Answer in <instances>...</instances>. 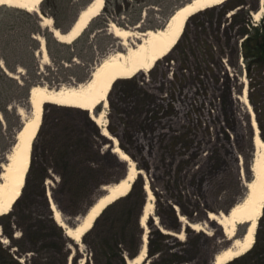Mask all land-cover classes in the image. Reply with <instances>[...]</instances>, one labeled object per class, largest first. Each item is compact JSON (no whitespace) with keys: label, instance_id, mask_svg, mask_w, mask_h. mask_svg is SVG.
I'll return each instance as SVG.
<instances>
[{"label":"rangeland","instance_id":"374dc122","mask_svg":"<svg viewBox=\"0 0 264 264\" xmlns=\"http://www.w3.org/2000/svg\"><path fill=\"white\" fill-rule=\"evenodd\" d=\"M88 1L43 0L39 13L0 6V70L13 77L9 80L0 72V107L11 108L7 123L13 128L18 124L14 110L21 108L24 115L30 112L27 88L21 86L39 83L59 88L87 80L102 58L139 42L134 35H139L143 27H162L171 12L187 0H135L129 4L108 0L107 8L67 46L46 40L45 33L53 37L48 27L41 25L40 32L35 29L33 14L39 19L41 14L51 17L56 28L66 31ZM6 8L17 11L8 12ZM259 8L260 0H226L197 12L189 18L169 54L150 70L117 80L109 92L108 105L95 109L96 114L103 111L102 120L109 133L141 172L134 179L136 185L131 192L119 197L122 201L115 208L116 213L143 208L146 199L142 190L146 196V183L153 194L151 214L142 229L155 253L148 256L146 252L144 259H128L125 263L115 255L104 254L100 244L110 233L103 220L84 233L80 241L69 238L67 246L47 225L46 255L54 253L58 258L55 264H62L66 253V264H84L86 260L90 264H212L215 253L230 246L232 240L208 215L225 213L240 201L246 191L244 184L252 176L251 116L239 98L245 85L264 141V54L246 57L240 45L246 37L242 29L247 21L253 26L264 24V0L261 17L255 20L253 13ZM112 16L129 24L125 28L134 32L124 44L109 31ZM37 37L44 38L46 50L51 52L48 61L42 56ZM226 38L229 42L224 45ZM4 56L14 71L7 69ZM87 115L74 107L44 105L43 126L32 146L26 187L12 215L0 216V243L7 253L13 255V218L21 219L29 208L31 214L45 218L51 202L62 208L63 211L58 208L62 217L68 211L86 209L104 194L102 186L125 176L127 161L112 152L114 145L100 133V126L93 120L89 124L85 121ZM0 121L3 149L8 145L10 132L3 126L1 112ZM76 128L79 133H72ZM45 175L47 207L40 198L38 183ZM30 199L32 206L27 205ZM79 218L67 216L71 226ZM189 224H194V229ZM243 231L244 225H239L236 233L240 236ZM178 233L182 236L177 237ZM14 235L17 238L20 231ZM122 239L124 236L117 241ZM254 244L255 253L264 245V208ZM26 246L27 242L23 243ZM3 261L13 263L0 252V264ZM26 264L37 263L31 259Z\"/></svg>","mask_w":264,"mask_h":264},{"label":"bare ground","instance_id":"6f19581e","mask_svg":"<svg viewBox=\"0 0 264 264\" xmlns=\"http://www.w3.org/2000/svg\"><path fill=\"white\" fill-rule=\"evenodd\" d=\"M225 1L187 0L171 12L162 27L141 31L139 35H134L139 39V42L123 51H116L102 58L92 68L88 79L79 82V84L61 86L59 88H53L45 84L32 85L28 92L29 115H24L23 109H18V113L23 119L22 127L17 133L13 149L7 154V163H2L3 169L0 174V216L7 214L12 209L14 202L21 194L26 173L30 166L31 147L42 123L44 105L46 103H53L60 106L78 108L89 113L91 120L100 126V133L112 141L114 145L112 152L120 159L127 161L128 164L125 176L114 184L102 186V190L105 191L104 194L95 198L86 212L73 226L65 222L55 204L51 202L50 207L53 211L54 220L64 229L68 237L76 242L80 241L84 233L91 228L100 212L108 204L120 196L127 194L137 174L141 173L140 170L135 168L134 163L130 161L129 156L121 150L117 138L109 133L106 122L102 120L103 111L96 114L95 109L99 105L103 107L108 105L109 92L117 80L130 79L141 71L150 70L159 59L169 54L181 37L191 16ZM42 2L43 0H3V2H0V6L14 7L27 12L39 13V7ZM104 4L105 0H92L88 3V5L79 11L78 18L75 23H72L71 29L67 33H61L54 26L51 17L40 14V24L48 27L53 37L59 39V42L71 43L101 13ZM262 12L263 0H260V8L253 13L255 20L261 17ZM109 31L114 36L122 39V44L134 33L131 29L120 27L114 22L109 24ZM37 39L41 43L42 56L48 61L49 55L45 47V40L43 37H37ZM9 75L12 76L11 74ZM239 98L251 116L254 144V154L250 169L252 176L244 184L246 189L244 196L228 209V214L220 213L216 215L209 212L208 218L215 220L222 228L224 235L232 240L230 246L219 249L215 253L213 264H225L251 249L255 242L258 220L264 208V141L259 133V127L254 117V110L248 101L246 85L241 91ZM144 190L146 191L147 198L141 217L142 227H144L153 207V194L147 183L144 186ZM189 225L194 229V224ZM239 225H244V231L246 230L245 234L243 231L240 236L236 233ZM176 236L180 237L182 233H178ZM146 244L147 236L144 233L143 246L139 255L134 260L144 259L147 251Z\"/></svg>","mask_w":264,"mask_h":264},{"label":"trees","instance_id":"16d2710c","mask_svg":"<svg viewBox=\"0 0 264 264\" xmlns=\"http://www.w3.org/2000/svg\"><path fill=\"white\" fill-rule=\"evenodd\" d=\"M91 1L92 0H89L88 3H90ZM107 1L108 0H105L103 10H105L107 8ZM124 1H126V3L129 4L135 0H124ZM88 3H87V5H88ZM222 4H224V2L219 4V5H222ZM219 5H216V6H219ZM214 7L215 6L210 7V8H214ZM210 8H207V9H210ZM6 9L8 12L17 11V9H13V8H6ZM116 13H118V15H119L121 13V9L119 8ZM118 15H116V17ZM33 16H34L35 29L37 30V32H40L41 31L40 19L35 14H33ZM116 17L112 16V17H109V19H111L118 26H121L124 28L129 25V24L125 25L123 23H120ZM106 26H107V23H106ZM155 27H151V28L155 29ZM147 29H150V27H143L142 31H145ZM242 33H244L246 35V37L241 41L244 56L255 57L258 54H261L262 53L261 39H262V36L264 35V24L261 26H257V25L253 26V25H250L247 21L246 27H243V29H242ZM44 35H45L46 40L48 38L49 40L53 41L55 44H57L59 46H67L66 43L58 42L56 39H54L52 36H50V33H48V34L45 33ZM226 39L227 40L223 43L224 45H225V43L229 42V38H226ZM47 51H48L49 57H51L50 50L47 49ZM31 56H32V58H34V52L33 51L31 53ZM67 59L69 60L70 58H67ZM3 60H4L5 64L7 65L6 66L7 69H9L10 71H14L13 67L8 66L7 58L5 56L3 57ZM0 72H1L2 77H5L9 80L10 79L13 80V77H10L8 74L6 75L5 71L3 72L0 70ZM73 77H74V75H73ZM34 84H39V83H34ZM34 84H31V86ZM19 86H21V85H19ZM31 86H29L28 83H26V85L21 86V88H24V87L27 88L26 99H27L28 106H29L28 90ZM0 112H1V114L5 120V123L3 126H5V129H7L10 132L8 145L5 148L0 149V165H1L2 163H5L7 161L6 160L7 154H8V152H10L13 149V145H15V143H16V136H17L18 131L22 127L23 119H22V116L19 115L18 110L17 109L14 110V113H15L14 115H15L16 120L18 121V124L15 128H13V125H10L7 123V116L11 112V108L9 109L7 107H0ZM43 117H44V113L42 116V123H41L40 129L38 130L36 138L38 137V135L41 132V129L43 126ZM85 121L88 124L91 123V118L89 117V115H87V118ZM63 122L65 123L64 126L66 128L68 126V123H66L65 119L63 120ZM0 124L2 125L1 121H0ZM72 130L73 129L70 128V132ZM74 132H77V134L79 133L77 128H76V130L74 129V131L72 133H74ZM30 169H31V163H30L29 169L26 173L25 183L23 185L22 190L26 187V183H27V179L29 176ZM0 172H1V167H0ZM45 179H46V175L41 177L38 183H39V191H42L40 198H42V203H43L44 207H47L46 205H47L48 198H47V195L45 193V185H44ZM135 185H136V180L133 181L129 193L135 187ZM22 193L23 192L21 191L20 196L14 202L12 209L7 214L11 213V215H12L14 206L22 197ZM142 197H144L146 199L145 192L143 190H142ZM53 199H55V198H53ZM120 201H122V199L118 198V199L114 200L113 202H111L110 204H108L100 212V214L96 217L91 229H93L96 226V224L99 223V221H102V220L105 221L106 227H107V232H108V234L110 233V235L103 240V243L100 244L101 251L106 255L108 253L110 255V257L115 255L118 258H120L123 263H125V262H127L128 259L134 260V258L137 255H139L141 248H142L143 229L140 225V217L142 215V209L143 208L142 207H139L136 209L129 208L128 210L121 211L120 214H117L115 211V208L118 206ZM55 203H57L56 199H55ZM33 204H34V202L32 203V201L30 199V201L27 205L32 206ZM48 205H49V202H48ZM57 207L60 210H62V208L58 205V203H57ZM88 207H86V209H83V210L68 211V214L72 218L77 217V216L81 217L86 212ZM29 212H30V214H29ZM29 212H27L25 214V216L22 215L21 219H16V217H15V219L13 218V220H12V223H13V255L4 251V249L2 248V244L0 243V252H2V257L5 259H9L11 262H13L12 264H26V262L30 261L31 259H33V261H35L37 264H44L43 262H46V264H55L58 261V258L54 255V253H51L49 256L46 255L47 254L46 252L48 250V246L44 245L45 244L44 241L49 236L48 235L49 233L47 231V225L51 229L54 230L55 236L59 239V241L64 243L65 246H67V242L70 240L69 239L70 237H68L64 233V229L60 225H58V223L54 220V218L52 216V211L50 210V208H48V216H46L45 218H42L40 214H37L36 216L31 214L30 208H29ZM173 212H175V211H173ZM68 214H67V216H68ZM1 216H4V215H1ZM14 216L15 215L13 214V217ZM67 216H66V214L63 215V217L66 218V219H64V218L63 219L65 220V222L68 225H70L68 223ZM16 230L20 231V236H18L17 238L14 235L16 233ZM158 233H159V235L163 236V234L160 233L159 231H158ZM123 236H124V239H122V241H117L119 237H123ZM22 241H24V242H22ZM25 242H27L28 246L23 247V243H25ZM254 248H255V244L247 252H245L244 254H242L240 256L233 258L232 260H230L229 262H227L225 264H264V245L262 246V248L260 249V251L258 253H255ZM146 252L148 253V256H151L155 253L154 248H152L151 240H148V242H147V251ZM28 253H30V254L28 255ZM27 256H29V257H27ZM67 259H68V253H66L65 257L62 258V264H66ZM65 261H66V263H65ZM1 264H5L4 261ZM84 264H90V261L86 260V262ZM96 264H98V263H96Z\"/></svg>","mask_w":264,"mask_h":264},{"label":"water","instance_id":"95a60500","mask_svg":"<svg viewBox=\"0 0 264 264\" xmlns=\"http://www.w3.org/2000/svg\"><path fill=\"white\" fill-rule=\"evenodd\" d=\"M78 15H79V13H78ZM78 15L76 16V18H75V20L73 21V23H75V21H76V19L78 18ZM72 25V24H71ZM71 29V26L68 28V30H66L65 32L64 31H62V30H60L61 31V33H67L69 30ZM56 40H59V39H56ZM261 47H262V50H263V53H264V36L262 37V43H261ZM31 89V88H30ZM30 89H29V91H30ZM32 148V147H31ZM5 163H7V162H5ZM1 168L3 169V165H1ZM2 173V172H1ZM0 173V174H1ZM127 173V172H126ZM50 200H51V198H50ZM53 201V200H52ZM229 213V211L228 212H225V214H228ZM209 216V215H208ZM246 231V230H245ZM245 231H244V234H245ZM243 234V235H244ZM142 240H143V238H142ZM214 258H215V255H214ZM213 262H214V259H212V264H213Z\"/></svg>","mask_w":264,"mask_h":264},{"label":"flooded vegetation","instance_id":"af4514ba","mask_svg":"<svg viewBox=\"0 0 264 264\" xmlns=\"http://www.w3.org/2000/svg\"><path fill=\"white\" fill-rule=\"evenodd\" d=\"M264 36V35H263ZM261 50H262V47H261ZM262 53H263V50H262ZM264 54V53H263Z\"/></svg>","mask_w":264,"mask_h":264},{"label":"snow or ice","instance_id":"6c2138e0","mask_svg":"<svg viewBox=\"0 0 264 264\" xmlns=\"http://www.w3.org/2000/svg\"><path fill=\"white\" fill-rule=\"evenodd\" d=\"M0 2H3V0H0Z\"/></svg>","mask_w":264,"mask_h":264}]
</instances>
